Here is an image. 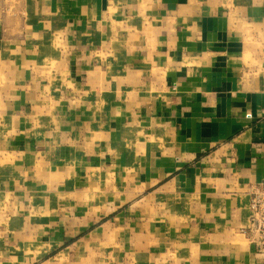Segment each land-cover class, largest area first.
Returning <instances> with one entry per match:
<instances>
[{
    "label": "crops",
    "instance_id": "1",
    "mask_svg": "<svg viewBox=\"0 0 264 264\" xmlns=\"http://www.w3.org/2000/svg\"><path fill=\"white\" fill-rule=\"evenodd\" d=\"M263 180L264 0H0V264H261Z\"/></svg>",
    "mask_w": 264,
    "mask_h": 264
},
{
    "label": "built area",
    "instance_id": "2",
    "mask_svg": "<svg viewBox=\"0 0 264 264\" xmlns=\"http://www.w3.org/2000/svg\"><path fill=\"white\" fill-rule=\"evenodd\" d=\"M244 231L250 235L253 243L264 245V180L250 189L249 225Z\"/></svg>",
    "mask_w": 264,
    "mask_h": 264
},
{
    "label": "rangeland",
    "instance_id": "3",
    "mask_svg": "<svg viewBox=\"0 0 264 264\" xmlns=\"http://www.w3.org/2000/svg\"><path fill=\"white\" fill-rule=\"evenodd\" d=\"M248 208H249V206H248ZM114 234H115L116 238H118L120 235L121 236L123 235V231L122 232H115ZM28 240L29 239L26 238V237L25 238L24 237L20 238V240L18 242L19 254L20 255H23V256L28 255L29 248L31 249L30 245L32 244V242H30V240L29 241ZM14 243H16V242H14ZM31 250H33V248ZM3 251H4V259H5L6 255H7L6 252L7 251H11V249H9V248H5L4 249L3 248ZM71 256L75 257V252L72 253ZM71 256H69V254L63 252L60 255L56 256L54 259H52L49 262L45 263V264H79V262H77L76 260H73ZM260 259H264V255L261 256ZM261 264H264V263H261Z\"/></svg>",
    "mask_w": 264,
    "mask_h": 264
}]
</instances>
